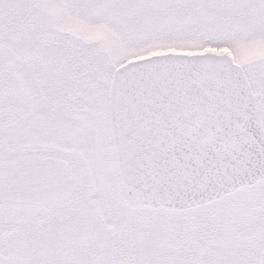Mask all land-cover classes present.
Segmentation results:
<instances>
[{"label":"snow or ice","instance_id":"snow-or-ice-1","mask_svg":"<svg viewBox=\"0 0 264 264\" xmlns=\"http://www.w3.org/2000/svg\"><path fill=\"white\" fill-rule=\"evenodd\" d=\"M0 264H264V0H0Z\"/></svg>","mask_w":264,"mask_h":264}]
</instances>
